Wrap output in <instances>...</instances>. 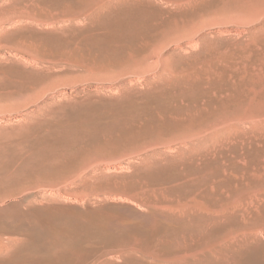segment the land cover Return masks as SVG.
Returning <instances> with one entry per match:
<instances>
[{"label":"rangeland","instance_id":"rangeland-1","mask_svg":"<svg viewBox=\"0 0 264 264\" xmlns=\"http://www.w3.org/2000/svg\"><path fill=\"white\" fill-rule=\"evenodd\" d=\"M0 264H264V0H0Z\"/></svg>","mask_w":264,"mask_h":264}]
</instances>
